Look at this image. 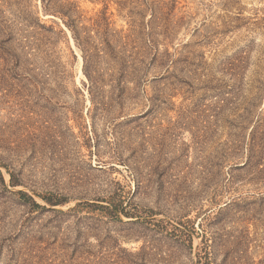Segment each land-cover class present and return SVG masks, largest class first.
<instances>
[{
    "label": "rangeland",
    "instance_id": "374dc122",
    "mask_svg": "<svg viewBox=\"0 0 264 264\" xmlns=\"http://www.w3.org/2000/svg\"><path fill=\"white\" fill-rule=\"evenodd\" d=\"M0 264H264V0H0Z\"/></svg>",
    "mask_w": 264,
    "mask_h": 264
},
{
    "label": "trees",
    "instance_id": "16d2710c",
    "mask_svg": "<svg viewBox=\"0 0 264 264\" xmlns=\"http://www.w3.org/2000/svg\"><path fill=\"white\" fill-rule=\"evenodd\" d=\"M10 182L12 183V180H10ZM14 185V184H13Z\"/></svg>",
    "mask_w": 264,
    "mask_h": 264
}]
</instances>
